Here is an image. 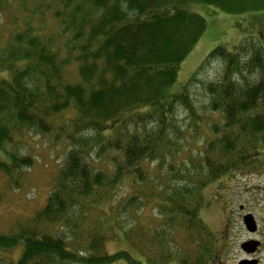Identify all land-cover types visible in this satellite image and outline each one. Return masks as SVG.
<instances>
[{
    "label": "trees",
    "instance_id": "1",
    "mask_svg": "<svg viewBox=\"0 0 264 264\" xmlns=\"http://www.w3.org/2000/svg\"><path fill=\"white\" fill-rule=\"evenodd\" d=\"M196 3L264 12V0H0L1 13L18 5L23 20L0 40V71L10 73L0 80V173L18 186L33 168L22 151L29 134L68 144L45 203L0 235V260L19 251L7 264L217 262L206 190L264 167V47L250 37L207 57L195 76L223 64L203 84L220 120L205 124L195 159L177 160L190 138L178 113L195 130L203 124L188 88L169 94L207 29L189 9ZM38 17L56 30L35 25ZM124 185L132 192L118 197ZM150 205L154 225L142 218Z\"/></svg>",
    "mask_w": 264,
    "mask_h": 264
},
{
    "label": "rangeland",
    "instance_id": "2",
    "mask_svg": "<svg viewBox=\"0 0 264 264\" xmlns=\"http://www.w3.org/2000/svg\"><path fill=\"white\" fill-rule=\"evenodd\" d=\"M189 9L205 19L207 29L192 53L181 64L178 80L169 90V94L178 95L188 88L203 122L202 125L200 122L201 127L195 130L189 115L182 110L178 113L179 124L189 130L190 138L183 144V150L177 160H186L187 164L201 152L204 139L209 135L205 124L220 120L218 114H212L206 108L208 97L203 84L216 81L222 72L223 64L218 61L212 62L197 76L195 74L207 57L219 47L233 51L244 39L250 37L264 47V12L228 14L215 6L201 3L193 4ZM16 13L20 19L15 22ZM21 18L18 5H14L10 11L0 12L1 41L5 39L2 32L6 29L22 26ZM33 23L49 33L57 28L54 21L49 22V25L47 20L42 21L40 17L33 20ZM194 76L197 81L192 83ZM1 79L9 80L10 73L0 71ZM23 141L22 151L34 158L35 165L32 169L22 171L18 186H12L9 179L0 173V235L11 233L41 208L66 158L68 144L62 136L32 133L24 137ZM262 158L264 161V151L260 159ZM208 187L206 192L210 206L203 209L202 217L216 234L219 251V259L212 264H239L245 255L241 246L250 240H257L263 244L262 249L257 252V257L261 264H264V167L246 175L212 183ZM131 192L132 190L124 185L118 192V197L129 195ZM247 215H252L258 225L255 234H251L244 224V217ZM155 216L156 211L151 205L142 213L143 220H148L153 225L156 224ZM114 249L116 248L111 250ZM19 253L17 251L8 258L15 259ZM134 257L138 258L135 253ZM8 258H1L0 264H7Z\"/></svg>",
    "mask_w": 264,
    "mask_h": 264
},
{
    "label": "water",
    "instance_id": "3",
    "mask_svg": "<svg viewBox=\"0 0 264 264\" xmlns=\"http://www.w3.org/2000/svg\"><path fill=\"white\" fill-rule=\"evenodd\" d=\"M244 224L251 234H255L258 231V225L252 215L244 217ZM261 246V242L257 240H251L242 244L241 248L247 255H254L257 253ZM239 264H258L257 260H243Z\"/></svg>",
    "mask_w": 264,
    "mask_h": 264
},
{
    "label": "flooded vegetation",
    "instance_id": "4",
    "mask_svg": "<svg viewBox=\"0 0 264 264\" xmlns=\"http://www.w3.org/2000/svg\"><path fill=\"white\" fill-rule=\"evenodd\" d=\"M263 247V244L261 243V246H260V250L262 249ZM258 256V253L254 254V255H244L243 260H257L258 261V264H261V260L257 257Z\"/></svg>",
    "mask_w": 264,
    "mask_h": 264
}]
</instances>
